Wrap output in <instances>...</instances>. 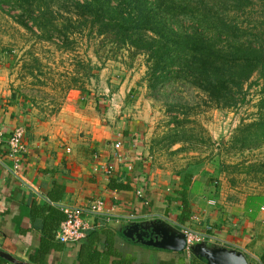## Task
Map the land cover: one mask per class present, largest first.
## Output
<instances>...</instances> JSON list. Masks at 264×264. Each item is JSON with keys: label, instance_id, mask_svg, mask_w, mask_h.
Wrapping results in <instances>:
<instances>
[{"label": "crops", "instance_id": "obj_1", "mask_svg": "<svg viewBox=\"0 0 264 264\" xmlns=\"http://www.w3.org/2000/svg\"><path fill=\"white\" fill-rule=\"evenodd\" d=\"M123 106V116L118 106L106 116L100 104L72 90L60 109L48 114L17 90L0 89L5 136L22 126L28 147L16 171L7 139L0 144V249L14 257L7 264H209L193 250L161 249L125 236L133 223L147 220H165L180 230L210 226L205 246L235 249L250 264H262L264 197L225 202L209 167L185 173L154 168L144 117ZM116 152L123 160L116 159ZM108 165L114 166L111 174L104 171ZM185 178L192 183L187 186L192 215L182 224L177 191L186 186ZM98 199L105 206L84 215L90 225L84 242L60 241L63 208L86 207Z\"/></svg>", "mask_w": 264, "mask_h": 264}, {"label": "trees", "instance_id": "obj_2", "mask_svg": "<svg viewBox=\"0 0 264 264\" xmlns=\"http://www.w3.org/2000/svg\"><path fill=\"white\" fill-rule=\"evenodd\" d=\"M0 11L67 51L74 50L81 36L99 38V48L110 44L113 50L144 55L154 98L189 86L203 95L205 104L233 108L246 99L250 84H258L257 115L237 129L232 142H239L240 149L264 144V0H0ZM81 69L89 74L90 63H80L77 73ZM177 99L172 110L188 113L194 107ZM188 118L176 117L174 132L184 136H175L173 143L197 138L184 127ZM184 184L177 191L182 224L192 215L191 180L185 178ZM112 187L129 188L118 183ZM260 260L264 264V252ZM7 263L0 256V264Z\"/></svg>", "mask_w": 264, "mask_h": 264}, {"label": "rangeland", "instance_id": "obj_3", "mask_svg": "<svg viewBox=\"0 0 264 264\" xmlns=\"http://www.w3.org/2000/svg\"><path fill=\"white\" fill-rule=\"evenodd\" d=\"M99 44V38L77 36L74 50L67 51L37 38L0 11V89L17 90L48 114L56 113L72 90L100 104L99 112L106 116L109 108L117 106L123 116V104H128L144 117L154 168L171 167L185 173L209 167L225 202L264 197V144L240 149L239 142H232L237 129L257 115L258 84L247 86L246 99L233 108L211 107L198 90L189 86L175 88L174 95L154 98L148 87L144 55L113 50L110 44L99 48ZM87 62L91 72L81 69L77 73L80 63ZM175 96L177 101L194 107L188 113L172 110ZM183 113L190 119L185 129H193L197 138L173 143L178 136L174 132L175 119H185Z\"/></svg>", "mask_w": 264, "mask_h": 264}, {"label": "built area", "instance_id": "obj_4", "mask_svg": "<svg viewBox=\"0 0 264 264\" xmlns=\"http://www.w3.org/2000/svg\"><path fill=\"white\" fill-rule=\"evenodd\" d=\"M5 131L0 125V144L5 140ZM9 148L8 156L14 160V170H18L21 167V155L25 153L28 149L25 141V129L22 126L17 127L12 133L6 138ZM122 146L121 141L115 143L116 148ZM115 157L118 161L123 160L122 155L115 153ZM104 171L111 174L114 170L113 165H108L104 167ZM139 194L142 195L143 191H139ZM105 202L101 199L93 201L88 206H67L63 210L66 214V218L62 221L60 228L57 233V238L65 243H79L87 235V231L90 228V225L84 219L86 213H99L103 211ZM186 235V245L184 251L187 254H190L193 250V246L198 243H205L210 239V233L208 230H211V227L208 226L206 231H201L195 229L192 226H182L181 229Z\"/></svg>", "mask_w": 264, "mask_h": 264}, {"label": "water", "instance_id": "obj_5", "mask_svg": "<svg viewBox=\"0 0 264 264\" xmlns=\"http://www.w3.org/2000/svg\"><path fill=\"white\" fill-rule=\"evenodd\" d=\"M124 234L134 241L161 249L183 251L186 245L185 233L165 220L135 222L124 230ZM193 251L209 264H250L243 252L227 247H207L204 243H198L193 246ZM0 256L14 261L11 254L1 249Z\"/></svg>", "mask_w": 264, "mask_h": 264}]
</instances>
